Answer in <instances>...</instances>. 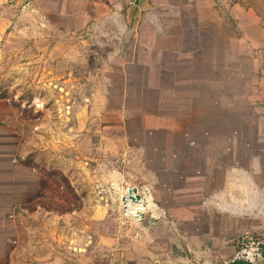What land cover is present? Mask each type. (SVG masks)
I'll return each mask as SVG.
<instances>
[{
    "label": "rangeland",
    "instance_id": "1",
    "mask_svg": "<svg viewBox=\"0 0 264 264\" xmlns=\"http://www.w3.org/2000/svg\"><path fill=\"white\" fill-rule=\"evenodd\" d=\"M218 4L226 17L230 4L251 10L257 25L232 26L240 56L228 41L216 77L189 87L153 81L156 55L138 45L148 18L116 1L0 0V122L45 175L0 264H109L119 244L152 233L131 221L154 209L152 193L165 204L183 178L195 188L207 164H228L204 157H234L264 211V0ZM251 220L259 232L246 233L264 231L263 216Z\"/></svg>",
    "mask_w": 264,
    "mask_h": 264
},
{
    "label": "crops",
    "instance_id": "2",
    "mask_svg": "<svg viewBox=\"0 0 264 264\" xmlns=\"http://www.w3.org/2000/svg\"><path fill=\"white\" fill-rule=\"evenodd\" d=\"M105 1H116L121 5L118 12L125 17L148 18L145 28H141L143 35L138 45L146 53L152 51L156 55V61L147 63L153 68V81L158 79L155 82L159 76L168 75L171 81L198 86L205 81L200 76L212 73L216 77L214 73L223 65L220 61L217 64V60L228 41L236 57L241 54V38L232 26L241 22L238 28L251 29L257 25L254 13L237 4H230L229 16H223L218 0ZM159 23L162 31H158ZM119 63L126 66L129 62ZM223 89L220 87L221 92ZM157 122L160 128L161 121ZM17 148L15 130L0 122V257L17 241V210H30L33 195L45 178L41 169L32 164V157H17ZM204 158L210 163L224 159L228 164L216 165V169L207 164L208 169L203 170L199 182L195 181V188L190 179L183 178L181 186L169 190L170 198L165 204L152 193L154 209H149L142 220H131L134 226L150 225L152 233L142 231L130 237L131 244H119L114 258L109 257V264H223L233 257L249 226L259 232L251 219L264 217V211H256L253 205L254 191L249 189L250 181L244 182L248 179L246 170L240 169L234 157H229L230 162L227 157ZM251 185L255 188V184ZM23 227L25 233V222ZM260 234L257 235L264 238L263 230ZM259 264H264V247Z\"/></svg>",
    "mask_w": 264,
    "mask_h": 264
},
{
    "label": "built area",
    "instance_id": "3",
    "mask_svg": "<svg viewBox=\"0 0 264 264\" xmlns=\"http://www.w3.org/2000/svg\"><path fill=\"white\" fill-rule=\"evenodd\" d=\"M264 239L254 233H246L239 241V247L233 257L223 264H259L263 258Z\"/></svg>",
    "mask_w": 264,
    "mask_h": 264
},
{
    "label": "bare ground",
    "instance_id": "4",
    "mask_svg": "<svg viewBox=\"0 0 264 264\" xmlns=\"http://www.w3.org/2000/svg\"><path fill=\"white\" fill-rule=\"evenodd\" d=\"M133 192H134V193H132V194L130 193L131 196H134V195H135V191H133ZM126 193H127V192H126ZM126 193H125V194H126ZM127 194H128V193H127ZM131 196H130V198H131ZM136 196H137V195H136ZM126 197H127V196H126ZM126 197H125V201H126V204H127L128 199H126ZM130 198H129V199H130ZM148 200H149V202H150L152 199H151L150 197H148ZM137 201H138V200H137Z\"/></svg>",
    "mask_w": 264,
    "mask_h": 264
},
{
    "label": "water",
    "instance_id": "5",
    "mask_svg": "<svg viewBox=\"0 0 264 264\" xmlns=\"http://www.w3.org/2000/svg\"><path fill=\"white\" fill-rule=\"evenodd\" d=\"M133 200L136 199L135 197H131ZM138 198V197H137Z\"/></svg>",
    "mask_w": 264,
    "mask_h": 264
},
{
    "label": "trees",
    "instance_id": "6",
    "mask_svg": "<svg viewBox=\"0 0 264 264\" xmlns=\"http://www.w3.org/2000/svg\"><path fill=\"white\" fill-rule=\"evenodd\" d=\"M243 264V263H242Z\"/></svg>",
    "mask_w": 264,
    "mask_h": 264
}]
</instances>
